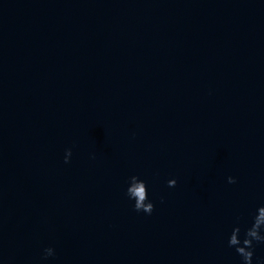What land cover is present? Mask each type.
I'll use <instances>...</instances> for the list:
<instances>
[{
    "label": "water",
    "instance_id": "95a60500",
    "mask_svg": "<svg viewBox=\"0 0 264 264\" xmlns=\"http://www.w3.org/2000/svg\"><path fill=\"white\" fill-rule=\"evenodd\" d=\"M262 206L264 0H0V264H242Z\"/></svg>",
    "mask_w": 264,
    "mask_h": 264
},
{
    "label": "clouds",
    "instance_id": "9594fccd",
    "mask_svg": "<svg viewBox=\"0 0 264 264\" xmlns=\"http://www.w3.org/2000/svg\"><path fill=\"white\" fill-rule=\"evenodd\" d=\"M72 157L71 149L66 150L64 162L70 163ZM237 181L233 177L228 178L229 184H235ZM129 186L126 191L127 197L134 201V210L151 215L155 211V204L149 200L148 187L145 181L138 176L129 178ZM177 185L175 179L168 181V187L174 188ZM241 228L234 227L229 238V247L235 248L237 254L242 258V264H253L255 255V245L264 244V206L257 209L250 228L244 233V239H240ZM56 252L52 247L45 248L42 260H48L55 257Z\"/></svg>",
    "mask_w": 264,
    "mask_h": 264
}]
</instances>
